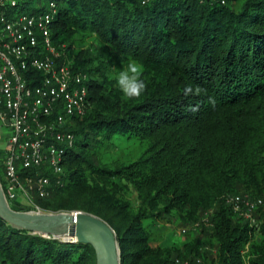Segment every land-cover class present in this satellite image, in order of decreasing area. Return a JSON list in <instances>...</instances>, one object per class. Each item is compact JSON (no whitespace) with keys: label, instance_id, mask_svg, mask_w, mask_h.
I'll use <instances>...</instances> for the list:
<instances>
[{"label":"trees","instance_id":"obj_1","mask_svg":"<svg viewBox=\"0 0 264 264\" xmlns=\"http://www.w3.org/2000/svg\"><path fill=\"white\" fill-rule=\"evenodd\" d=\"M53 1V43H64L73 68L91 75L90 107L65 125L75 141L66 148L63 186L34 203L105 219L117 234L120 264H264V203L255 230L224 201L240 193L264 202V0ZM79 30L93 33L108 58L89 67L92 56L73 54ZM113 58L144 64L139 99L124 102L116 83L106 82L102 69ZM189 84L204 91L185 96ZM118 140L142 148L123 160L111 154ZM207 210L214 255L201 237L153 244L146 221L172 213L189 222ZM0 258L97 263L88 243L13 228L1 217Z\"/></svg>","mask_w":264,"mask_h":264},{"label":"built area","instance_id":"obj_2","mask_svg":"<svg viewBox=\"0 0 264 264\" xmlns=\"http://www.w3.org/2000/svg\"><path fill=\"white\" fill-rule=\"evenodd\" d=\"M55 2L14 16L11 11L20 0H0V124L9 130L1 185L9 205L18 203L29 211L43 210L34 203L35 196L63 186L66 148L75 141L65 125L90 107L91 75L73 68L64 43H53ZM224 201L257 229L254 214L264 203L260 197L233 193Z\"/></svg>","mask_w":264,"mask_h":264},{"label":"rangeland","instance_id":"obj_3","mask_svg":"<svg viewBox=\"0 0 264 264\" xmlns=\"http://www.w3.org/2000/svg\"><path fill=\"white\" fill-rule=\"evenodd\" d=\"M48 7V0H26L23 4H19L13 8L11 14L17 16L22 12L32 11L36 8ZM78 50H82L85 54L93 57L92 61L88 64L89 67L95 65L99 59H107L106 50L100 46V42L96 39L93 33H87L79 30L73 40V54ZM98 58V60H97ZM129 58H119L105 60V68L102 69L103 75H106V82H115L113 78L119 70L123 69ZM96 75V74H94ZM98 75H96L97 77ZM116 83V82H115ZM9 130L6 126L0 124V166L3 158V149L5 147ZM118 146L111 149V154L119 158L127 159L137 153L142 147L138 143L131 141L118 140ZM134 196V195H133ZM134 199V198H133ZM45 211V210H41ZM58 212V211H52ZM255 218L258 225H260L261 218H259V211L255 212ZM210 211L207 210L199 219L189 222H182L175 214L169 213L161 218L154 220H148V230L150 232L153 244L160 243L163 246L177 245L182 246L184 243L190 241L193 238L201 237L204 240V249L208 248L209 255H214V249L208 247L206 243L208 240V234L212 232ZM185 228V232L181 229ZM258 229V227H257ZM256 230V229H255ZM260 234L255 235L257 240ZM208 245V246H207ZM207 246V247H206Z\"/></svg>","mask_w":264,"mask_h":264},{"label":"water","instance_id":"obj_4","mask_svg":"<svg viewBox=\"0 0 264 264\" xmlns=\"http://www.w3.org/2000/svg\"><path fill=\"white\" fill-rule=\"evenodd\" d=\"M0 182V217L13 228L42 236L90 244L95 264H120V248L113 228L101 217L82 210L29 211L10 207Z\"/></svg>","mask_w":264,"mask_h":264},{"label":"clouds","instance_id":"obj_5","mask_svg":"<svg viewBox=\"0 0 264 264\" xmlns=\"http://www.w3.org/2000/svg\"><path fill=\"white\" fill-rule=\"evenodd\" d=\"M145 66L140 61L130 58L122 70L113 77L116 85L121 92L124 102H131L139 99L147 89V83L144 79ZM204 90L199 86L193 87L186 85L183 94L185 96H199Z\"/></svg>","mask_w":264,"mask_h":264}]
</instances>
